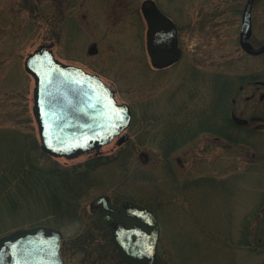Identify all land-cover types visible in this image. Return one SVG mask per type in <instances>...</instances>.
Returning <instances> with one entry per match:
<instances>
[{
  "label": "rangeland",
  "instance_id": "374dc122",
  "mask_svg": "<svg viewBox=\"0 0 264 264\" xmlns=\"http://www.w3.org/2000/svg\"><path fill=\"white\" fill-rule=\"evenodd\" d=\"M145 1L0 0V238L49 227L63 235L67 264H126L99 225L101 212L91 210L108 195L154 211L161 264H254L246 245L252 217L264 210L262 137L248 152L203 153L204 142L218 146V125L204 123L206 131L198 119L220 106L217 77L235 80L247 63L238 43L247 0H153L177 23L183 49L177 64L159 70L147 49ZM47 44L131 107L121 136L73 159L41 150L35 79L24 62ZM184 137H195L196 154Z\"/></svg>",
  "mask_w": 264,
  "mask_h": 264
},
{
  "label": "water",
  "instance_id": "95a60500",
  "mask_svg": "<svg viewBox=\"0 0 264 264\" xmlns=\"http://www.w3.org/2000/svg\"><path fill=\"white\" fill-rule=\"evenodd\" d=\"M249 0L242 27V47L254 54L250 43ZM142 12L148 25L147 48L151 63L166 68L182 57L176 23L156 1L147 0ZM51 44L41 45L26 58L25 69L35 78L34 112L41 150L50 156L73 159L111 143L131 125L128 104H118L115 92L97 75L58 60ZM128 139L127 134L119 144ZM100 211L99 225L110 229L112 240L126 264H161L158 253L160 226L155 213L132 200L114 204L108 195L91 203ZM63 235L49 227L21 229L0 238V264H65Z\"/></svg>",
  "mask_w": 264,
  "mask_h": 264
},
{
  "label": "flooded vegetation",
  "instance_id": "af4514ba",
  "mask_svg": "<svg viewBox=\"0 0 264 264\" xmlns=\"http://www.w3.org/2000/svg\"><path fill=\"white\" fill-rule=\"evenodd\" d=\"M251 7V36L249 38L253 48L261 49L264 47V0H255ZM242 25L243 18L241 19V27ZM241 27L238 43L247 63L243 66V70L240 69L235 80L226 78L227 76L223 73L215 80L219 98H221L220 106L218 110L215 108L213 113L207 110L202 111L198 119L202 127L207 122L218 125V130H215L218 134L212 136L213 142L218 143V146L204 142L199 149L203 153H205L204 151L211 152L212 146L223 151L236 145L246 148L245 150H250L254 146L252 143L254 137H262V145L264 146V51L251 54L244 50L241 44ZM224 100H228V105L225 104ZM203 130L209 131L210 129L203 127ZM184 138L191 140L189 153L193 154L195 137ZM174 141H178V139L175 138ZM220 149L217 151L219 159L223 156ZM247 152L246 155H250ZM252 156L255 159L257 153L253 151ZM201 161L203 160L199 159V162ZM260 161L264 167V155L260 157ZM195 162L193 167L196 165ZM249 163L254 164L255 161L251 160ZM221 180L214 182H222ZM193 182L195 181L193 180ZM262 211V213H256L252 217L251 230L248 231L250 234L247 236L248 245L246 247L254 257V261H252L254 264H264V259L259 260L262 258L261 254L264 255V210Z\"/></svg>",
  "mask_w": 264,
  "mask_h": 264
},
{
  "label": "bare ground",
  "instance_id": "6f19581e",
  "mask_svg": "<svg viewBox=\"0 0 264 264\" xmlns=\"http://www.w3.org/2000/svg\"><path fill=\"white\" fill-rule=\"evenodd\" d=\"M34 53V52H33ZM53 53H54V55H55V57H56V54H55V52L53 51ZM29 56V55H28ZM28 56L26 57V58H28ZM26 58H25V62H26ZM57 58V57H56ZM25 62H24V66H25ZM36 85V84H35Z\"/></svg>",
  "mask_w": 264,
  "mask_h": 264
}]
</instances>
